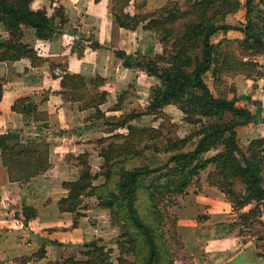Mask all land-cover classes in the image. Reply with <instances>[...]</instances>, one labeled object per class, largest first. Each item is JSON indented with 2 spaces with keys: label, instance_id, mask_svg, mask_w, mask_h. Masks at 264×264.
I'll return each mask as SVG.
<instances>
[{
  "label": "trees",
  "instance_id": "obj_1",
  "mask_svg": "<svg viewBox=\"0 0 264 264\" xmlns=\"http://www.w3.org/2000/svg\"><path fill=\"white\" fill-rule=\"evenodd\" d=\"M131 1L112 0L111 13L118 26L131 30L142 26L162 32L164 41L173 39L171 50L165 46L163 53L152 59H139L137 54L116 51L126 67L140 68L160 79V84L151 87L147 113H162L167 104L173 103L185 113L188 122L201 126L182 138H165V134L154 126L130 124L142 112L128 113L110 130L126 127L127 133L118 132L94 141L101 144L99 155L104 162L100 174L105 180L100 184L95 182L99 172H93L89 153H80L76 156L79 176L76 180L63 182L68 195L62 197L58 205L61 211H75L82 205L84 197H95L100 207L108 209L112 223L122 228L118 264H175L176 254L166 228L167 220L172 217L169 205L176 202L177 196L185 194L210 164L215 168L208 174V183L225 193L235 209L241 211L255 202L250 210L240 212L242 223L261 222L257 217L264 208V137L244 144L237 131L239 126L259 121V118L249 108L238 105L237 96L229 97L219 90L215 94L204 75L211 71L217 86L220 74L229 77L239 73L247 76L263 74L261 70L250 73L247 66L259 68V63L250 56L264 53V0L259 3L246 0L247 21L241 26L226 21L227 15L241 7V0H189L191 4L187 9H181L177 2H173V7L165 4L149 13L128 12L126 8ZM33 2L0 0V23L8 31L6 39L0 38V61L27 57L33 65L45 62L36 49L23 40V26L34 28L37 38L50 41L58 31L57 19L62 23L67 18L62 6L50 14L45 6L34 8ZM257 20L261 21L260 26ZM230 29L244 33L245 36L237 41L251 49L249 56L245 55L247 59L227 48L232 41L230 38L212 40L216 32ZM162 62L168 65L161 66ZM104 84L102 76L88 77L66 70L61 78L60 92L65 100L81 103V109H95L91 117L108 121L101 108L108 96L107 90L102 88ZM2 95L0 82V100ZM118 103L114 109H121ZM13 109L25 115L34 114L35 118L40 115L29 96L18 98ZM204 117L210 121L205 122ZM20 134L19 130H10L0 135L1 157L11 181L31 179L51 165L47 145L25 144L21 142ZM161 137L166 140L165 146L154 144L151 147L156 153H170L167 161L156 166L141 164L145 150L151 148L148 143ZM195 137H198L196 145L186 149ZM212 149L218 151L206 157L205 154ZM144 177H151L147 184L142 183ZM23 211L26 219L37 214L31 206H25ZM251 217L253 221H250ZM173 220L176 229L177 219ZM258 237L264 239V235ZM41 243L38 257L46 254V241ZM82 247L88 248L81 252L85 259L73 254L54 264H113L111 251L99 241H86Z\"/></svg>",
  "mask_w": 264,
  "mask_h": 264
},
{
  "label": "rangeland",
  "instance_id": "obj_2",
  "mask_svg": "<svg viewBox=\"0 0 264 264\" xmlns=\"http://www.w3.org/2000/svg\"><path fill=\"white\" fill-rule=\"evenodd\" d=\"M35 1V0H34ZM59 1V0H58ZM257 3H259V0H255ZM47 4H49V11L50 12H55L58 11L59 9V3L54 4V8L51 5L50 0H46ZM95 3H98L99 1L94 0ZM173 2H177L178 5L181 7V9H187L190 6L189 0H132L130 4L127 6L126 10L130 13H149L153 10H156L165 4H168V6L173 7ZM43 3V0H38L34 3V6H38ZM246 0H241V7L234 13H231L227 15L226 21L228 22H233L235 25H242L247 21L246 18V6H245ZM91 5L93 8H96L97 5L93 4L91 2ZM43 7V6H42ZM111 7H112V0L109 1V11L111 12ZM41 8V7H40ZM92 12H95L93 10ZM67 18V17H66ZM88 19H82L79 17L78 19L73 18L71 20V23H68L69 19H66V22H60V19H57V23L59 25L58 27V33L63 34L69 33L71 31L67 30H79L82 34L87 35L86 38L81 37L78 35V38H71L69 43L62 44V50H58L57 48L52 52L49 51L50 47L46 43L45 40L43 41H33V44H30L33 46L36 51L38 52L39 55H50L51 53H56L60 52V56H54L52 59L57 63V66H53L52 64L49 65H44L40 67L41 65H33L32 69V74L34 76H41L44 79L43 81V86H46L43 88V93L41 95L42 98L48 97L49 94H61V78L64 74V71L70 70L69 66V56L70 54L76 55V56H82L84 52H88L87 56L92 58L94 55V58H103L106 60L107 57L109 59H113L110 57L111 55H114V50H123V47H127L130 52H134L137 54L138 58H154V56L158 53H163V49L166 46L169 50L172 49V44H173V39H167L163 40V33L160 31H156L153 29H144L142 26H139V33L130 31L123 30V31H114V37L111 40L110 44L108 45H103L104 42H101L99 39L98 35V23H99V17L96 16V13H94L93 16H87ZM82 19V21H81ZM87 20V21H86ZM98 20V22H97ZM259 22V26L261 24L260 20H257ZM29 27V26H25ZM116 28V27H115ZM5 26L0 23V31L4 32ZM7 31V30H6ZM106 29L103 33L105 35ZM264 35V31H263ZM4 35L0 33V38L6 39L3 37ZM36 36V35H35ZM31 37V35H30ZM61 37V35L59 36ZM219 38V37H218ZM232 41L227 44V48H230L232 51L235 53L239 54L242 58L247 59L245 55L249 56V51L248 48H245L240 43L237 41V39L240 38H230ZM75 40V42H74ZM212 40H217V37H213ZM101 42V43H100ZM217 42V41H216ZM130 46H129V44ZM245 45V44H244ZM225 46V45H224ZM223 48L225 49V47ZM93 54H90L94 52ZM128 52V51H127ZM131 54V53H129ZM110 55V56H109ZM51 56H53L51 54ZM88 57V58H89ZM252 59H254V56H250ZM88 58H86L84 61L86 63L80 62L74 58L72 59V66L73 69L76 70V67L78 70L85 69L89 62H87ZM45 59V58H43ZM33 64V63H32ZM79 64H83V68L78 66ZM167 62H162L161 66H167ZM103 65L101 66L99 71H101ZM119 68L122 70L120 72H125L131 74L130 70L124 69L121 65ZM138 69L139 75L143 74L140 72V68ZM263 69L264 68H260ZM257 67H253L252 65L247 66L248 72H252L253 70H260ZM72 71V68H71ZM73 72V71H72ZM102 72V71H101ZM144 73H147L146 71H143ZM254 73V72H253ZM121 74V73H120ZM89 76V75H88ZM254 76V75H253ZM91 77V76H89ZM221 80H218L217 86L214 85L213 82V74L211 71L207 72L204 75L205 80L208 82L210 88L215 94H218V90L226 93L229 97L232 96L231 92L235 90V86L233 81L231 80V77L225 76V74H220ZM35 81V80H34ZM34 86L41 87L40 84L33 83ZM117 88V87H116ZM124 91H127L123 93ZM41 92H39L40 94ZM123 93V94H122ZM150 93L149 87L147 85H141L140 87H134L130 86L128 87L127 90H123L120 92L118 95V104L120 105L122 112H118L119 115H110L108 116V121L105 119H99L96 117H91L90 115L95 113V109L89 108L84 112H80L79 110L76 112V118L81 119L83 118L82 122L84 124L90 123V122H97L98 125H96V129L92 133L93 136L95 134H98L99 131H103V135H99L100 137L102 136H110L112 134L121 132V133H127L128 129L126 127H120L117 130L111 131L114 128V124L121 121V117H124L130 112L136 111V112H142V115L131 120L130 124H133L137 127H144V126H154L157 128L159 131H161L163 134H165L166 137H171V138H182L184 136H187L194 132L197 128L201 126L199 123H191L188 122L185 118L186 115L185 113L176 105V104H167L161 112L155 113V114H149L147 113V106L149 105L150 102ZM62 96V94H61ZM123 97L122 100H120V97ZM250 97V96H249ZM64 99V98H63ZM65 100L62 105L71 108L70 103L66 102ZM117 103H115L114 106H116ZM110 105V104H106ZM77 106L79 109H81V103L77 102ZM85 110V109H81ZM257 118H261V115L259 112H256ZM28 116V115H26ZM72 118H74V114L71 113ZM37 117H40L39 123L36 125V128H31V129H26L25 133L23 134L24 129H20L19 131L22 133L21 136V142L27 144V143H32V142H37V143H42L46 144L47 147L50 149V167L44 172L39 174L40 176H34L31 179H25L22 182L25 184L31 183V181L34 180V185L35 183L37 184V196L39 200V205L42 211H36L37 214H39L41 217L46 216L44 219H41V217L36 216L32 217L30 219H26L25 215H17V212L23 211V206H20V209L14 210L12 213V222H15L13 219V214H16L18 216V221L16 224L18 225H23V226H36V227H42V231L45 228H60L57 229L55 232H48L46 231L45 234H55L58 237L66 238L65 241L70 240L71 238V243H75V246L71 247V250H74L77 258H82L85 259L86 256L82 254L85 250L88 248L82 247V242L83 240H79L78 236L79 233H81L80 228L82 227L85 230V235L88 234V236L91 238V240H97L99 241V244L104 245L107 249L111 251V257L112 261L113 258L115 261H117L118 264V257L121 255L120 253V248L118 246V241L121 239V226L119 224H113L110 216V211L106 208H95L94 205L98 204V201L93 198V197H84L83 198V203L81 206H79L75 211H71L72 213L70 216L72 217L70 221V228L71 230H66L64 231L63 228L66 226L65 222L63 223L59 222L58 216L60 212H65L61 211L59 208V205L55 201L59 200L61 198V195L64 193L63 191V182L65 181H72L76 180L78 178L79 172H80V166H78V161L76 160V155L79 153L80 150L77 148L69 153L63 156L62 152L63 150H58L55 149L53 145H58L59 142L65 143L69 142V135H71V131L69 127H57V126H50L47 124L45 121V115L40 114ZM119 118V119H118ZM118 120V121H117ZM205 122H209L210 118L204 117ZM161 124V125H160ZM36 130L38 132H41V136L34 137L32 134V131ZM238 131V137L239 140L244 143L248 144L250 143L251 140L259 137H254L257 136V130L254 128L252 132L248 128L239 126L237 128ZM27 135L30 137H27ZM100 137H92L94 138L93 141H95L97 138ZM165 138L161 137L156 139L155 141L149 142V146H153L154 144L164 147L166 144ZM33 141H30L32 140ZM198 140V137L194 138L186 147V149L193 148L196 145V142ZM89 142V141H88ZM106 145V143H104ZM69 145H71V141L69 142ZM91 151H89V160L92 166V170L94 173L100 174L101 166L104 162L103 157H99V149L101 147V144L97 143H92L91 144ZM89 145V146H91ZM52 147V148H51ZM218 150L212 149L208 151L205 156L206 157H211L214 155ZM170 153H165L163 151H159L158 153L154 152L152 147L149 149H146L143 157L140 161L141 164H148L150 166H156L163 164L164 162L167 161L169 158ZM65 157L62 161L61 164H59L60 159ZM6 167V166H5ZM7 168V167H6ZM215 166L213 164H210L205 170L202 171L201 175L199 178L195 180V185H192L189 187V189L186 191L185 194L177 196L176 202L172 203L169 205V210L170 213L172 214V217L167 220L166 228L168 231V238L169 242L172 246L173 251L175 252V264H199L195 259L194 256H188L186 255L189 251L187 250H181L182 246V241L180 239V236L178 235V232L176 233V229L174 228V219H179L182 214L184 216V219H186L187 224H190L189 226H193L196 230L197 227H199V230L204 228V227H209V225L212 223L210 226L214 227L215 229H223L221 231L222 233H227L228 235L231 236H239V239L245 242H252L255 247L259 250L262 249L264 251V239H260L258 236L264 235V208L262 210V214L260 217H257L261 222H249L248 224H243L242 219L240 218V212H246L250 210L252 207L255 206V202L247 205L243 209L238 210L235 209L233 206V203L231 199L226 195L221 192H219L217 189H210L205 183L207 182L208 174L214 170ZM8 171V169H7ZM48 171V172H47ZM73 171H77L74 173ZM47 172V173H46ZM9 174V173H8ZM44 174V176H43ZM151 177H144L142 178V183L147 184L150 181ZM105 180L104 176L101 174L98 175L97 179L95 182L97 184L102 183ZM202 183L204 186L202 187ZM33 185V186H34ZM32 186V185H31ZM65 188V187H64ZM39 189V190H38ZM215 192V193H214ZM214 193V194H213ZM58 202V201H57ZM45 204V207H44ZM99 205V204H98ZM210 205H215L218 208H228L230 211V214H226V216H216L214 218L213 222H206V219L211 217L212 214L208 213L209 212V206ZM84 206H88L87 209H83ZM80 208V209H79ZM19 210V211H18ZM24 212V211H23ZM223 213V211H221ZM19 214V213H18ZM232 214V215H231ZM191 215H193V220ZM55 218L52 219L50 217ZM86 216V217H84ZM187 216V217H186ZM50 218V219H49ZM177 219V220H178ZM9 220V218L7 219ZM254 219L251 217L250 221H253ZM30 221V223H29ZM9 222V221H8ZM263 222V223H262ZM11 222L6 223L8 226ZM65 223V224H64ZM223 224H227L225 227H223ZM60 226V227H59ZM104 229H109L108 235H104L105 237L99 236L101 230ZM30 232H28V235ZM38 235V234H36ZM196 235V234H194ZM193 235V236H194ZM33 235L28 237H32ZM35 236V235H34ZM196 239V238H195ZM74 240V242H72ZM82 242V243H81ZM251 243V244H252ZM82 252V253H81ZM35 258L38 257L37 252L31 256L30 258ZM128 258H131L132 256H127ZM26 259H29V257L26 256H21L19 258V261L21 264L26 261ZM114 263V261H113ZM116 263V262H115Z\"/></svg>",
  "mask_w": 264,
  "mask_h": 264
},
{
  "label": "crops",
  "instance_id": "obj_3",
  "mask_svg": "<svg viewBox=\"0 0 264 264\" xmlns=\"http://www.w3.org/2000/svg\"><path fill=\"white\" fill-rule=\"evenodd\" d=\"M36 1L38 0H35L32 4L34 8H42V6H45L49 11L50 5L47 4L46 0H43V3L38 6H34V3ZM50 1L53 8L54 4H56V1L57 3H59V6H62L64 8L65 15L69 19L68 23H71V20L73 18L78 19L79 17H81L82 19H88L87 16L91 17L94 15V13H96V16L99 17V23L97 25L98 35L100 41L104 42L103 45L110 44L111 40L114 37V31H129V29L120 27L114 22V17L109 11L110 0H100L98 3H95L94 0ZM91 2L97 5V7L93 8ZM93 10H95V12H92ZM49 13L51 14L53 12L49 11ZM228 23L235 25L233 22L228 21ZM139 28L140 27H138L136 30L130 31L139 33ZM105 29L106 33L105 35H103ZM23 31V40L26 43L33 44V41H43V39H39L35 36L34 28L23 26ZM67 31L71 32H64L63 34H60L61 37H59L60 35L57 31L50 41H46V43L50 47L49 51L53 52L56 48L58 50H62V44L69 43L67 41H69L71 38H78V35L84 38L87 37V35L82 34L81 32H79V30ZM0 33L4 35V38L8 37V31H0ZM215 36L217 37V40H213L214 42L219 41L224 37L243 38L245 35L241 30L230 29L227 32L220 30L213 35V37ZM123 50L126 52L128 51V54H136L134 50L133 52H130L131 50H129L127 47H123ZM113 52V56L109 55L113 59H109V57H107L106 60L103 58L96 59L94 58V55L92 56V58H90L89 56H87L88 52L85 51L81 57L70 54L68 61L70 72L73 71L75 73L84 74L86 76L89 75L91 77H96L99 75L105 79V84L102 88L107 90L108 96L107 101L101 104V108L107 116L119 115L118 112H122V109L120 108L114 109V105L118 102V95L120 94V92L123 90H127L129 85L134 87H140L142 84L147 85L150 91L152 86L160 84V79L158 77L149 75L148 73H144V70L142 69H140V72L143 74L139 75L138 69L126 67L123 64V60L117 56L116 51L114 50ZM93 53H95V51L90 54ZM51 54L53 56H51ZM51 54L46 55V57L45 55H40L45 58V62L41 64L40 67L46 64L49 66L50 64H57L52 59L54 58V56H60V52ZM74 58L78 61V63H86L84 60L88 58L87 62H89L90 64H88L85 69L78 70V68L76 67V70H74L72 66V59ZM254 60L259 63V68H264V53L254 55ZM102 65V68L104 69H101V72L98 69H100ZM120 65L124 69L130 70L131 74L128 75V73L120 72L122 71L119 68ZM78 66L83 68V64H79ZM32 69V61L27 57H23L14 61H0V82L3 85V95L0 100V135L10 130L20 129H24L23 134H27L25 133L26 129L36 128V125L39 123L40 117L35 118L34 114L26 116L25 114L13 109V104L18 98L22 96H29L31 100H33V102L37 105V111L40 112V114L45 115V121L48 125L57 127L59 126L61 128L66 126L69 127L71 131V135H69V142L71 141V145H69V142H59L58 145L52 144L55 149L63 150L62 152H60L63 153V156L71 153L73 149L75 150L76 148L80 150L76 156L83 152H92L93 150L91 151V144L94 143V138L92 137H100L101 135H103V131L98 132L100 136L98 134H95L93 136L92 134L96 129V125H98V123L90 122L84 124L82 122V120H84L83 118H76V112L78 110L80 112H84L87 109L81 110L77 106V102H72L69 100L66 102L70 103L71 108L63 106L62 103L65 101V99H63L61 94H49L48 97L42 98L41 95L44 91L43 88L46 87L42 84V79L44 78L41 76H34L32 74ZM260 70L263 72L262 75L247 76L243 73H239L231 77V80L233 81L235 86V90L231 92V97L237 96L239 98L237 101L238 105L249 108L253 113L259 112L261 115L259 121H253L248 123L247 125H241L242 127L248 128L250 132H252L254 128L259 130V132H257V136L254 137H264V70ZM33 83L40 84L41 87L34 86ZM39 92L41 93L39 94ZM106 104L110 105L106 106ZM71 113L75 115L74 118H72ZM32 134L34 137L41 136V132H38L36 130H33ZM27 137H30V135H27ZM30 141H33V139ZM98 156L101 157L99 154ZM64 158L65 157L60 159L59 164L62 163ZM73 172L76 173L77 171ZM29 182L25 184L22 181H11L9 179V174L7 168L3 164L0 150V264H21L19 261V258L21 256L29 257V259H26L23 264H54L56 261L63 260L64 258H67L75 253L74 250H71V247L75 246V243L69 242L71 241V238L70 240L65 241L66 238L62 239L55 234H45L46 231H48L49 233L55 232L57 231V229L60 230V228L51 227L45 228L42 231V227L38 228L36 226H32L30 228L28 226H23L22 224L18 225L16 224V222L19 218L18 216H16V214H13V219L15 220V222H12V213L14 212V210L16 211V209L18 208L20 209V204L23 207L31 206L37 212L42 211L38 203L39 200L37 196V188L39 187H37L36 183L34 185V180L31 181L32 184ZM205 184L210 189H217L219 192L223 193L217 187L210 185L208 181ZM203 186L204 184L202 183V187ZM63 191L64 193L61 195V198L68 195L67 188L63 187ZM57 201H55L56 206L58 204ZM94 207L101 208L98 204L94 205ZM87 208L88 206H84L83 209ZM208 209V213H211L212 216L207 218L206 222H213L216 216L220 217L223 215L226 216V214H230V210L228 208H218L215 205H210ZM221 211H223V213H221ZM71 213V211L59 213V222L63 223L64 221L66 223H64L66 225L63 228L64 231H66L67 229L71 230V228L69 227L70 221L72 219V217L70 216ZM17 215L22 216L24 215V213L20 210V212H17ZM38 215L39 214H37V216ZM184 216H182L181 214V216H179L180 218H177L178 220L176 228L178 235L180 236V239L182 241L181 250L183 252V250L189 249L186 255L192 257L194 256V259L199 264H264V251L262 253L259 252L262 251V249L258 250L255 247L256 245H254V243L242 241L239 239V236L233 237L231 235H228L227 233H222L221 231H223V229H215L214 227L210 226L212 223L206 224L209 225V227H204L200 230L199 227H197L195 230V228L193 227L194 225L189 226L190 224H187ZM192 216L193 215H191V217ZM45 217L46 216H43L41 217V219H44ZM8 218L9 220H7ZM50 218L55 219L53 218V216ZM8 221L11 223L7 226L6 223H9ZM226 225L227 224H223V227H225ZM80 230L81 233H79L78 239L83 240L82 242L89 241V239L91 238L88 236V234L85 235V230L82 227L80 228ZM108 231L109 229L101 230L99 236L105 237L104 235H108ZM28 232H30L29 235ZM31 234L33 236L28 239ZM42 241H46L45 256L30 258L42 246ZM72 242H74V240ZM113 261V264H117V261H115L114 258Z\"/></svg>",
  "mask_w": 264,
  "mask_h": 264
}]
</instances>
